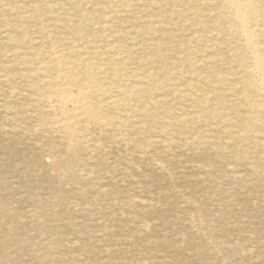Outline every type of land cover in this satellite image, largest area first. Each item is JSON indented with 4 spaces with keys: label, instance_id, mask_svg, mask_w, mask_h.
<instances>
[{
    "label": "rangeland",
    "instance_id": "1",
    "mask_svg": "<svg viewBox=\"0 0 264 264\" xmlns=\"http://www.w3.org/2000/svg\"><path fill=\"white\" fill-rule=\"evenodd\" d=\"M9 1V4H5L7 7L0 8V125L4 131L11 130L13 125V136L16 140L3 138L0 132V202L6 203L9 198L19 196L28 204L34 196V202L45 204L44 214H52L56 218H64L74 223V227L61 228L60 234L69 240L76 242L85 240L96 245V247L84 246L76 249L50 235L46 243L52 245L50 248L52 255L64 253L70 256V260L61 262L62 264H264V141L259 139V133L249 129L247 121L246 127L240 128L243 121L239 122L238 114L243 112L240 106L242 97L238 90L231 92L227 89L230 85L235 87L240 85L238 69L233 70L234 63L231 61L232 53L240 55L239 42L238 45L233 43L229 35L208 26L218 13L221 14L214 8V0H190L189 8L183 14L175 15L174 21L178 24L171 21L166 25V29L162 28L163 32L158 31L157 34L161 36H165L169 29L174 34L168 44L174 50L163 48L161 57L156 58V66L162 72L149 67L150 61L145 55L147 49L141 44L146 37L145 34H134L130 31L129 22L133 20V16L139 20L142 30L148 25L156 27L159 24L157 16L155 19H146L144 16L146 11L137 4L123 7L113 3L114 0H25L22 8H19L17 3L22 0ZM129 1L132 4L137 2V0ZM148 1L152 3L147 9L150 12H153L152 10L162 12L165 9L170 13L171 9L175 11L183 8L175 5L171 0ZM117 33H123L121 35L123 37H118ZM147 37L150 42H154L158 36L152 38L148 34ZM183 37H189L186 47L178 45ZM165 46L163 44V47ZM123 49H127L129 53L126 58L123 56L127 67L115 70V75L118 74L120 78V84L123 85L125 81L129 82L133 79L130 73L138 72L141 76H146L149 72L148 86H145L150 92L147 107L150 106L152 111V99L163 98L164 102L160 104L166 107H164L165 114L159 115L155 120L149 113L147 115V112L141 117L142 113L137 112L135 107L126 112H118L127 121L136 123L130 125V128H124L125 139L131 136L136 143L147 142L148 147L144 148L145 152L142 153L133 150L131 145L111 148L107 154L94 150L93 155H103L107 158V162L90 159L76 170L87 175L83 174L82 180L87 183L99 181L101 188L112 189L115 192L113 196L118 199L113 202L109 196H105L103 200L97 198L96 201L93 200L95 202L92 205L85 203L87 209L83 212L74 211L70 209L69 202L74 195L75 179L67 177L60 169H53L48 157L43 156L42 166H38L36 157L33 156V153L39 149L35 146L27 126L35 121L29 119L22 111L28 101L21 99V95L17 93L22 92L25 82L15 76L17 72L28 70V66L23 64V58L29 57L33 52L43 58L50 53L53 56L60 54L70 57L71 52L78 50L83 56H89L92 61L110 62L113 61V53L117 50L120 53ZM167 50L170 55L163 59L162 56L167 54ZM184 52L189 54L187 60L183 59ZM174 62L180 63L178 68L171 75L172 78L164 79V65ZM107 66L103 72L98 73L99 77L106 72H113ZM147 67H149L148 72H144ZM193 69H197L195 72L209 71L210 74L224 77L212 85L219 97L212 98L211 92L204 97L192 89L185 91L181 83H176L179 80L190 79L191 75L187 72L194 71ZM12 76L13 79L10 80ZM159 81L163 83L159 84ZM11 88L14 95L13 103L10 102L11 99L7 94ZM193 99L203 100L202 108L212 111V116L219 117L218 120L211 119L212 116L200 118L193 113L195 112L191 103ZM7 102L17 106L18 112L8 113L4 108ZM3 103L4 106H1ZM27 108L30 111V106ZM221 115H224V120L220 118ZM8 119H14V123H10ZM166 120L184 126L177 129H181L180 132L184 130L187 139L194 141L195 151L185 145L176 146L173 140L163 142L165 138L156 131L161 130L160 125ZM240 134H243V137H239ZM170 136L174 139L175 135L170 134ZM161 138L163 141L158 142ZM165 144L168 152L171 151L165 154L168 156L162 153L166 148ZM117 155H121V158L117 159ZM168 160L171 161L169 169H163L161 164L167 163ZM127 170L133 174L132 184L126 176ZM169 171L170 175H173L170 181L166 178ZM43 176L45 177L43 184L47 183L56 189L62 188L63 192L58 195L43 194L37 188V185H41L37 180L42 179ZM31 183L36 186L35 189L30 190ZM87 183H84L83 187H86ZM170 187L187 190L185 193L177 194L172 190L168 191ZM146 196L147 198H144ZM130 198L145 202L152 200L155 207L143 209L129 204L127 201ZM57 199L60 205L54 207L52 204L57 202ZM74 200H78L76 194ZM8 207L19 209L20 205L9 204ZM31 207L26 208L31 209ZM101 209L110 216L120 218L119 225H114L111 220L102 216L98 212ZM196 212H199L200 219L195 216ZM125 216L141 220L135 223L122 222ZM28 218L26 216L24 219ZM144 221L150 224L147 234H141L139 238L135 234L136 237L132 240L125 239L129 238L131 232L140 231ZM100 224L106 226L108 230L102 228ZM8 235L9 232L1 236V242L8 240ZM28 235L33 238L25 240L26 244L20 243L19 248L22 253H26L25 248H28L32 240L36 241L39 238L43 240L42 234L35 229L28 231ZM91 248H95L96 253L90 252ZM12 249L14 243L6 245L7 251ZM35 251H43L41 245L37 244ZM24 255V258L32 264H52L50 260L53 257L48 262ZM73 255H76L73 257L75 259L71 258ZM143 257L148 263H142Z\"/></svg>",
    "mask_w": 264,
    "mask_h": 264
},
{
    "label": "bare ground",
    "instance_id": "2",
    "mask_svg": "<svg viewBox=\"0 0 264 264\" xmlns=\"http://www.w3.org/2000/svg\"><path fill=\"white\" fill-rule=\"evenodd\" d=\"M172 1L175 2V3L173 2L175 5H179V7L182 6L183 8L176 9L175 11L171 9L170 13H168V11L165 9H163L162 12H159V11L155 12V10H152L153 12H150L147 9H148V6H150V4L152 3L151 1H148V0H142V1L137 0V2H133V4L129 0H121V1L114 0L113 2L116 5H120L123 7H130V6H133L134 4H137V6L143 8V10L146 11L144 16L148 20L155 19V17L157 16L159 24L156 27L148 25L145 27L146 30H144L145 28L143 30L140 29V24H139L140 22L134 16H133V20L129 22L131 26V30H130L131 33H134V34L144 33L145 34L146 37L142 40L141 44L144 48L147 49L145 51V55H146V58L150 61V65L153 64L152 66L149 65V67L155 69V71L160 70V72H162L161 69H158L156 66V63H157L156 58L161 55L160 53L163 52L161 50L163 48L168 49V50H174L171 48V46L168 45L170 37L172 35L174 36L173 31L169 29V31L166 32L165 36H161L157 34L158 31L163 32L162 28L167 27L166 25L171 23V21H173L175 24H178V22L174 21L175 15L183 14L184 11L189 8V5H191L189 3L190 0H171V2ZM9 2H10L9 0H0V8L1 7L3 8L4 6H6L5 4L7 3L9 4ZM24 2L25 0H22L20 3H17L18 7L22 8ZM213 5L216 11L221 12V14L218 13L216 18L212 21L211 24L209 23L208 26L210 25L211 28L217 29L220 32L229 35L230 38L233 39V43L237 44L239 42V45L238 44L237 45L240 48V55L237 56L236 54L232 53L233 58H231V61L232 63H234V65L232 66L233 70L238 69L239 77H240V81H239L240 85L238 87H235L233 85H230V86L226 85V86H228L227 89L231 92L238 90V92L240 93L242 97L240 101V106L243 108V112L238 114L239 122L243 121L240 128L244 129L248 123L249 129L259 133V137H260L259 139H262L264 141V0H214ZM192 7L193 6H191V8ZM150 8L152 9V7ZM134 23H137L136 26L133 25ZM151 23H148V24H151ZM227 23H228V26H226ZM122 34L123 33H117L118 37L120 38L123 37L121 36ZM148 34H150L152 38L153 36H156V35L158 37L154 42H150L149 37H147ZM181 39L183 40L178 45L180 47L182 46L186 47L185 44L189 40V37H183ZM163 44H165L166 46L163 47ZM90 47L91 46H89V48ZM127 49L129 51L131 50V48H127ZM127 49L121 50L120 53L117 52L118 50L115 53H113L115 57L113 56L112 57L113 61H110V62H106L105 60L92 61L89 56L88 57L83 56L82 54H80L78 50H74V52H71L72 56L70 57H67L64 55L62 56L60 54H55L53 56L52 53H50L48 56L43 58L38 53L33 52L29 57L23 58V62H24L23 64H26L28 66V70L22 73L21 72L16 73L17 76H15V78L17 79L19 78L20 80L25 82L24 89H23L24 91L22 90V92L17 93L18 95H21V99H25L26 101H28L26 103V107H23L22 111L25 113V115L29 119H31L32 121H35L34 123L29 122L30 124L27 126V128L30 132V135L33 136L32 139L35 143V146L39 149L36 153H33V156L36 157L38 166H42L41 160L43 156L48 157L50 166L53 169H56V170L60 169L61 171L66 173L67 177L75 179L73 181L74 182L73 184L74 193L73 194L74 195L76 194L78 196V200H74V195L71 196L72 200L69 202L71 210L83 212L85 209H87L86 205H84L85 203L92 205L97 200V198L100 200H103L105 196L111 197V201L113 202H116L118 199V197H116L117 198L116 199L113 196L115 195V192H113L112 189L107 190V189L101 188L99 181H95V182L90 181L87 183L86 181L82 180V178H84L83 174L85 173H81V172L78 173V171L76 170L78 167L80 168V166L85 165L90 159H100V161L102 162H107V158L104 157L103 155H99V156L93 155L94 150H99L101 153L107 154L109 153V150L111 148L131 145L133 150L139 151V153H142V152H145L143 149L148 147L147 142L136 143L133 141V138H131V136L130 137L128 136L127 139H125V136L123 135L124 128L125 127L130 128L129 127L130 125L132 126V125H135L136 123L127 121L121 116V113H118V112L119 111L126 112L128 110H131L133 107H135L137 112L142 113L141 117L143 116L145 112H147V115L149 113L150 116L155 120L157 119L159 115L165 114L166 107L160 104L164 102L163 98L152 99L153 100L152 106H151L152 111L150 110V106L147 107V99L150 96L149 94L150 92L148 91V89H146L147 87L145 86H148L147 85L149 81L148 76L150 77L149 72H148L149 67L144 69V72L146 71L148 72L146 76L145 75L141 76V74H139L138 72L137 73L133 72L129 74L133 77L131 81L129 82L125 81V84L123 85L120 84V78L118 74L115 75V70H118L122 67L124 68L127 67V63L125 60L126 56L129 53ZM168 50H167V54H164L162 56L163 59H166L169 57L170 52ZM184 53L185 55H183V59L187 60V56L189 54L187 52H184ZM179 64H180L179 62H174L170 65L168 64L164 65V71H163L165 72L164 79L172 78L171 75L174 74ZM106 65H108L112 69L113 72H106L103 74V76L99 77L98 73L103 72L104 68H106ZM197 69H193L194 71L187 72L189 75H191L190 79L182 80V81L179 80V82L177 81L176 83H181L185 91L186 90L189 91V89H192L193 91L195 90L201 93L202 96H204L208 92H211L210 96L212 98L219 97L220 95L218 94L217 90L212 87V85L213 83H215V81H219V79L221 78L223 79L224 77L219 76L218 74H215V75L210 74L209 71L195 72V70ZM169 72H172V73L168 74ZM126 78L128 79L129 77H126ZM9 79L10 80L13 79V76ZM202 81L204 82L203 84L201 83ZM162 83L163 81H159V84H162ZM199 83H201L202 85L200 86ZM7 92H8L7 94L9 98L11 99L10 102L13 103L14 102L13 101L14 99L12 98L14 96L13 88H11V90H8ZM201 99H199V101H197L196 99H193V101H191L192 107L194 108V111H195L193 113H196L200 118L202 116H205V117L212 116V111H207V110H204V108H202L203 100ZM12 103L10 104L8 103L5 106L3 103L1 104V106L3 105L4 108L8 110V113L9 112H11L12 114L17 113L18 112L17 106L16 107L13 106ZM28 106H30V111L27 108ZM161 110L163 111L161 112ZM223 117L224 115L220 116V118L222 119ZM11 118H13V116ZM14 118H16L15 115H14ZM218 118L219 117H214V116L211 117V119H214L216 121L218 120ZM8 121L10 123H14V119H8ZM225 125H228V124H225ZM1 127L2 125H0V132L3 138L9 139L11 141L16 140L13 136L14 135L13 125L12 127L9 125V127H11V130H8V131L2 130ZM20 127L21 126H19V128ZM181 127H184V126H178V124L176 122L175 123L172 122V120L163 121L160 125L161 130H158L156 132L157 133L160 132L163 138L165 139L161 138L160 140H158V142H162L164 140L163 142L166 143L167 140H173L174 141L173 143H176V146L185 145V146H188L190 150L195 151V148L193 147L194 141L187 139L184 130L180 132L181 129H177ZM170 134L175 135L174 139L170 136ZM231 136L232 135H230V137ZM239 137H243V134H240ZM162 147H164V145ZM165 147H166V144H165ZM169 152L167 150V147L162 150V153L164 154V156H168L165 154H168ZM116 158L120 159L121 155H117ZM170 160H168L167 163L164 162V164H161L163 169H167V170L169 169L171 165ZM152 169L153 168H151V170ZM156 170H158V168ZM129 171L130 170L126 171V176L129 177V181L132 184L133 181H131V179L133 178V174ZM172 177L173 175H170V171H169L168 177L166 178H168V180L170 181ZM41 178L42 179L37 180V182L41 184V185H37L38 186L37 188H39L43 194L58 195V193L63 192L62 188L56 189L47 183L43 184L42 182H44L43 180L45 177L43 176ZM84 183H87L88 185L86 187H83ZM35 188L36 186L34 185V183H31L30 190L35 189ZM171 190L177 194H182V193H185V190L187 189L170 187L168 191H171ZM28 193H31V192L28 191ZM154 193L158 194V192H154ZM144 198H147V196ZM34 200L35 199L33 196L32 199L28 201L30 203L27 204V202L24 203L21 200V197L14 196L6 200V203L0 202V205H1L0 207V238L5 233L9 232V235L7 238L8 240L4 242H1L0 240V264H32L28 262L29 260L27 261L24 258L25 257L24 254H26L27 256H31L34 259H38V261L48 260L49 262L50 258L53 257L50 260L52 264H62L61 262L70 260V256H67L64 253H58L55 256L52 255V251L50 250L52 245H49L48 243H46L47 242L46 240L50 237V235H54L56 240L64 241L67 246L74 247V248L76 247V249L77 248L79 249L84 246L85 248H88V246L96 247L95 244H91L88 241L85 242V240H82L80 242H76L75 240H71V239L69 240L68 238L60 234V232H62L60 231L61 228L63 227L67 228V226L74 227L75 226L74 223H70L66 221V219L64 218H56L52 216V214H49V215L44 214V212L46 211L45 204L43 202L42 203L34 202ZM93 200L95 201L93 202ZM188 201H190V198L188 199ZM127 202H129V204L139 206L141 208L143 207V209H153L155 207V204L152 202V200L145 202L143 200H139V199L137 200L134 198H130L129 201ZM16 203L20 205L19 209H10L8 207L9 204L14 205ZM52 205L54 207L59 206L60 203L58 199H57V202H54V204ZM27 206H32V207L31 209H28L26 208ZM98 212H100L102 216L111 220L112 223L116 226H118L119 222H121L120 218L117 217L118 218L117 219L114 215L110 216L109 214H107V212L104 209H101ZM26 216H28L29 218L24 219ZM195 216L198 219L201 218L199 212H196ZM122 220H123L122 222L135 223L137 221H140L141 219L130 217V216H125L123 217ZM142 223L144 224L142 225L140 231L139 230L136 231L134 229L135 231L129 234V238L126 237L125 239L132 240L133 237H136L135 234L138 235V238H139V235L141 234H147L150 228V224L149 223L147 224V221L146 222L144 221ZM100 226L106 229L105 228L106 226H104L103 224H100ZM31 229H35L37 232L41 233L43 240L40 238L36 239V241L32 240L28 244V248H25L26 253H22L20 251L19 245L21 242H25L26 244L25 240H30L31 238H33V236L30 237L28 235V231H30ZM76 229L78 228L76 227ZM15 233H17L18 235H15ZM13 243H14V249H12V251H7L6 245L13 244ZM37 244L41 245L43 251H35V246ZM210 245L212 246V243H210ZM91 249L92 250H90V252L93 251V254L96 253L97 250H95V248H91ZM247 249H248V246H247ZM73 257H76V255H73L71 257L72 259H75ZM142 259H143L142 263L147 262L145 260L146 259L145 257H143Z\"/></svg>",
    "mask_w": 264,
    "mask_h": 264
}]
</instances>
